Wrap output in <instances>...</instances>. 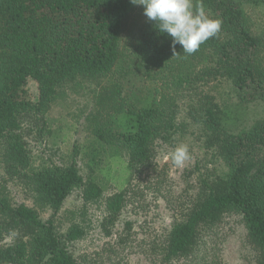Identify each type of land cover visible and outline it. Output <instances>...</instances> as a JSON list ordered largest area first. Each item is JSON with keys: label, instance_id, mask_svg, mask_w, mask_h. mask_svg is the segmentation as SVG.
Returning a JSON list of instances; mask_svg holds the SVG:
<instances>
[{"label": "trees", "instance_id": "obj_1", "mask_svg": "<svg viewBox=\"0 0 264 264\" xmlns=\"http://www.w3.org/2000/svg\"><path fill=\"white\" fill-rule=\"evenodd\" d=\"M200 2L211 18L222 21L220 33L195 54L174 57L172 38L148 21L132 44L134 67L122 71L154 79L153 88L142 93L135 86L122 97L119 86H113L106 94L113 111L93 124L85 144L73 147L71 162L35 168L29 140L49 130L46 113L59 90L81 82L99 84L127 61L121 44L135 5L131 0H0L2 163L8 179L25 182L36 206L52 212L44 221L35 208L13 205L0 193V264H81L69 243L81 239L84 230L73 225L61 234L55 217L76 190L85 203L101 199V175L126 182L106 199L101 226L107 237L113 235L131 180L151 169L157 141H169L177 129V104L158 98L153 75L180 91L194 92L197 100L189 118L202 127L204 148L227 167L224 175L200 177L198 195L160 250V264H208L205 237L232 213L243 214L256 264H264V118L250 126L239 124L234 132L237 120L194 86L227 79L241 97L238 107L264 103V34L255 35L244 6H264V0H193L194 5ZM176 53L183 55L182 46L176 45ZM122 153L127 162L114 171L108 160ZM79 161L87 165L86 180ZM126 238L120 235L117 245Z\"/></svg>", "mask_w": 264, "mask_h": 264}, {"label": "rangeland", "instance_id": "obj_2", "mask_svg": "<svg viewBox=\"0 0 264 264\" xmlns=\"http://www.w3.org/2000/svg\"><path fill=\"white\" fill-rule=\"evenodd\" d=\"M244 6L252 17L255 35L264 34V6L258 4L256 7L251 3H245ZM148 21L143 7L135 5L121 44L125 53L122 60L127 55V61L117 66L112 78L103 79L99 84L81 82L73 88L69 85L59 90L46 113L49 130L41 135L35 134L29 140L33 167L67 165L71 162L73 147L85 144L93 124L105 119L107 111H113L110 107L112 98L106 96L113 86H119L123 92L122 97H126L130 90L133 92L135 86L142 93L153 88L151 82L154 79L144 81L140 76H135L134 72L122 71L123 67H134L133 57L130 56L132 44ZM153 77L156 78L158 98L168 97L177 104V129L169 141H157L156 158L151 169H146L144 174L131 180L129 200L113 235L107 237L101 224L107 215L106 199L125 187L122 184L124 179L111 181V178L101 175L100 183L104 187L101 199L85 203L81 191L76 190L67 198L55 217L57 231L61 234L66 233L73 225L84 230L81 239L69 243L70 250L81 264H160V250L166 244L168 233L180 220L181 212L198 195L200 177L209 172L219 175L227 172L225 163L204 148L202 127L189 118L188 111L197 100L194 92L180 91L170 85V82L160 81L154 75ZM194 86L197 92L213 97L230 118L237 120L236 127L232 128L234 132L239 124L250 126L254 120L264 118V103L238 107L241 97L227 79L212 78L210 81L195 83ZM180 144L188 146L191 158L183 168H176L171 163L170 153ZM108 162L112 164L114 171H120L127 162V155L122 153L121 156L110 158ZM78 166L80 174L86 180L89 175L86 163L79 161ZM0 193L13 205L24 204L35 208L44 221L52 216L51 211L36 206L33 192L25 182L8 179L1 154ZM120 235L127 237V240L124 245L118 246L117 239ZM205 241L208 264H256L257 254L248 241V229L241 213L227 214L221 224L205 237Z\"/></svg>", "mask_w": 264, "mask_h": 264}, {"label": "clouds", "instance_id": "obj_3", "mask_svg": "<svg viewBox=\"0 0 264 264\" xmlns=\"http://www.w3.org/2000/svg\"><path fill=\"white\" fill-rule=\"evenodd\" d=\"M131 3L142 6L145 17L155 22L158 31L172 38L174 57L195 54L222 28V21L211 18L202 2L194 5L193 0H131ZM176 45L182 46L183 55L176 53ZM190 158L186 144L176 146L170 153L176 168H183Z\"/></svg>", "mask_w": 264, "mask_h": 264}]
</instances>
